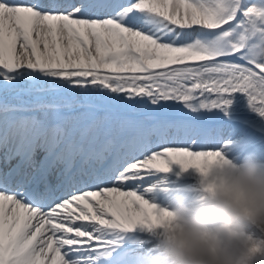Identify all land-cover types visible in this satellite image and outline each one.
Wrapping results in <instances>:
<instances>
[{"label": "snow or ice", "instance_id": "obj_1", "mask_svg": "<svg viewBox=\"0 0 264 264\" xmlns=\"http://www.w3.org/2000/svg\"><path fill=\"white\" fill-rule=\"evenodd\" d=\"M237 93L264 117V0H0V264H94L109 232L166 227L137 185L227 165L193 149ZM173 130L191 143L154 150Z\"/></svg>", "mask_w": 264, "mask_h": 264}, {"label": "clouds", "instance_id": "obj_2", "mask_svg": "<svg viewBox=\"0 0 264 264\" xmlns=\"http://www.w3.org/2000/svg\"><path fill=\"white\" fill-rule=\"evenodd\" d=\"M222 168L215 176L213 168L207 176L193 168L205 178L206 206L177 201L167 210L171 218L160 228L167 264H256L264 256V247L246 232V225L264 229V161L250 154Z\"/></svg>", "mask_w": 264, "mask_h": 264}, {"label": "rangeland", "instance_id": "obj_3", "mask_svg": "<svg viewBox=\"0 0 264 264\" xmlns=\"http://www.w3.org/2000/svg\"><path fill=\"white\" fill-rule=\"evenodd\" d=\"M231 99L234 101L228 107L227 114L217 110L213 116L209 114L203 118L226 117L223 119L224 122L217 123L219 125H217L218 129L215 131L207 125L198 127L196 136L198 143L193 150H213L217 143L225 158L229 161L239 163L250 154H254L263 161L264 148L257 149V152L249 153L243 148L242 144V141L245 142L249 141V139H254L257 133H253L247 126L239 127L238 122L248 123L253 128H257L264 133V117H261L251 110L247 97L244 94H234ZM243 102L247 103L244 104ZM141 110L143 109L138 110L133 115L138 118L137 113ZM178 110L182 112L187 111L183 110L181 106H178ZM143 111L147 113L146 110ZM211 131L214 132L213 137L210 135ZM262 135L264 136V134ZM189 143L191 141L173 130L163 139L154 138V150H162L164 146H186ZM138 158L143 159L142 156ZM134 162H136L135 159ZM223 171V168L214 167L210 175H219ZM150 174L153 173L151 172ZM154 174V177L149 178L148 181L144 180L137 185L138 194L148 199L151 203L157 202L159 207L165 208L166 210H171L177 201H182L193 209L208 204V196L205 191V178L195 169L189 168L184 171L179 164L173 163L170 165L169 172ZM90 190L98 189L92 188ZM123 190L127 191L132 189L128 188ZM153 192H157L158 194L155 199H153L155 196H151ZM142 228L144 230L142 229L137 233H132L124 240H122V237L116 236L120 233L118 230L111 231L109 237H107L108 240L111 239V243L102 252L106 254L102 257L104 260H101V264H149L151 262H154L153 264H167L168 257L164 258L167 252L163 244V230L159 228L152 230ZM116 243L120 247L111 249V246L113 247Z\"/></svg>", "mask_w": 264, "mask_h": 264}, {"label": "trees", "instance_id": "obj_4", "mask_svg": "<svg viewBox=\"0 0 264 264\" xmlns=\"http://www.w3.org/2000/svg\"><path fill=\"white\" fill-rule=\"evenodd\" d=\"M251 131L257 133L253 130ZM247 143L252 144L257 148H264V136L257 133L256 137L254 139H249ZM246 232L254 242L260 243L261 246L264 247V229L252 225H246ZM256 264H264V256H258Z\"/></svg>", "mask_w": 264, "mask_h": 264}, {"label": "bare ground", "instance_id": "obj_5", "mask_svg": "<svg viewBox=\"0 0 264 264\" xmlns=\"http://www.w3.org/2000/svg\"><path fill=\"white\" fill-rule=\"evenodd\" d=\"M238 96V95H237ZM240 99V98H239ZM241 100V99H240ZM234 101V100H233ZM232 101V102H233ZM245 101V100H244ZM239 102V101H238ZM244 103V102H243ZM245 103H247V102H245ZM244 103V104H245ZM153 174H145V180H149V178H152V177H154L153 175H155L154 173H158V174H160V172L161 171H158V170H152L151 171ZM165 181V180H164ZM146 190H149V189H146ZM157 192H153L152 194H151V196L153 197V196H155L153 199H155L156 197H157ZM165 200V199H164ZM168 201V200H167ZM154 204H156L157 205V202L156 203H154ZM158 206V205H157ZM165 209V208H164ZM97 227H102V226H100V225H97ZM143 228H142V226H137L136 228H134V229H132V230H119L118 229V231L120 232L119 233V235H116V236H120V237H122V240H124V239H126V238H128L132 233H137V232H139V231H141ZM144 230V229H143ZM117 234V233H116ZM109 235H110V232L107 234V237H109ZM114 238V237H113ZM115 239V238H114ZM111 240V239H110ZM114 242V241H113ZM117 247H120L119 246V244L118 243H116V244H114L113 245V247L111 246V249L113 248H117ZM105 254L106 253H101V254H98V253H94L93 255H94V257H95V260H94V264H101V260H104L102 257L103 256H105Z\"/></svg>", "mask_w": 264, "mask_h": 264}]
</instances>
